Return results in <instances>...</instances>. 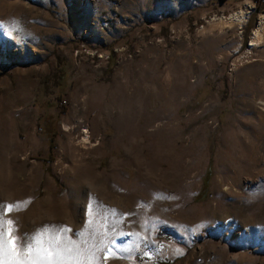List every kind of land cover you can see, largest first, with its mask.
Here are the masks:
<instances>
[{"label": "rangeland", "instance_id": "1", "mask_svg": "<svg viewBox=\"0 0 264 264\" xmlns=\"http://www.w3.org/2000/svg\"><path fill=\"white\" fill-rule=\"evenodd\" d=\"M7 204L136 234L105 264H264V0H0Z\"/></svg>", "mask_w": 264, "mask_h": 264}, {"label": "snow or ice", "instance_id": "2", "mask_svg": "<svg viewBox=\"0 0 264 264\" xmlns=\"http://www.w3.org/2000/svg\"><path fill=\"white\" fill-rule=\"evenodd\" d=\"M14 210H19V204L0 205V264H83L85 260L88 264H105L109 258H124L118 252L130 251L121 247L117 237L123 240L136 235L114 231L109 236L104 232L91 243L83 241L85 246L81 247L67 236L71 231L67 226L50 225L18 237L16 222L7 218Z\"/></svg>", "mask_w": 264, "mask_h": 264}, {"label": "trees", "instance_id": "3", "mask_svg": "<svg viewBox=\"0 0 264 264\" xmlns=\"http://www.w3.org/2000/svg\"><path fill=\"white\" fill-rule=\"evenodd\" d=\"M62 65H63L62 59H59L58 60V65H57V71L59 72L60 79H64L66 77V72L63 69ZM47 135H48L49 140H50V148L52 149V148H54V141H55L56 134L55 133H52V131L48 129L47 130ZM208 174H210V168H208L206 175H208ZM209 177H210L209 175L206 176V179L207 180H206V182L204 184V188H207L208 187ZM157 264H170V263H168V262H159Z\"/></svg>", "mask_w": 264, "mask_h": 264}, {"label": "bare ground", "instance_id": "4", "mask_svg": "<svg viewBox=\"0 0 264 264\" xmlns=\"http://www.w3.org/2000/svg\"><path fill=\"white\" fill-rule=\"evenodd\" d=\"M262 25V24H261ZM259 33V30H257L255 33H254V38H256L257 34ZM252 45L254 46L255 45V42L252 43Z\"/></svg>", "mask_w": 264, "mask_h": 264}, {"label": "built area", "instance_id": "5", "mask_svg": "<svg viewBox=\"0 0 264 264\" xmlns=\"http://www.w3.org/2000/svg\"><path fill=\"white\" fill-rule=\"evenodd\" d=\"M60 105L63 106V102H61Z\"/></svg>", "mask_w": 264, "mask_h": 264}]
</instances>
